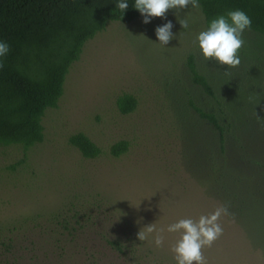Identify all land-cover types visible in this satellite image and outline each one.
<instances>
[{"label": "rangeland", "instance_id": "rangeland-1", "mask_svg": "<svg viewBox=\"0 0 264 264\" xmlns=\"http://www.w3.org/2000/svg\"><path fill=\"white\" fill-rule=\"evenodd\" d=\"M143 20H111L86 41L42 118V142L0 144V264H176L180 233L165 231L157 247L139 231L221 205L230 215L203 249L207 264H264V36L245 30L241 63L226 69L198 47L200 8ZM168 22L173 39L162 46L155 30ZM189 56L215 98L192 80ZM123 93L136 97L131 112L117 107ZM196 107L218 116L222 143ZM77 132L97 157L69 144ZM121 140L127 150L113 156Z\"/></svg>", "mask_w": 264, "mask_h": 264}, {"label": "trees", "instance_id": "trees-1", "mask_svg": "<svg viewBox=\"0 0 264 264\" xmlns=\"http://www.w3.org/2000/svg\"><path fill=\"white\" fill-rule=\"evenodd\" d=\"M119 0H0V41L10 46L0 68V144L27 149L44 139L42 118L55 108L64 92L66 75L82 53L86 41L111 20L128 23L140 15L135 0H127L122 13ZM204 24L231 10H243L252 21L250 31L264 36V0H199ZM192 80L215 98L207 77L192 56L188 57ZM121 113L134 110L136 97L123 93L116 99ZM220 143L225 127L214 111L195 108ZM69 144L85 158L97 157L101 149L85 133L69 136ZM121 140L110 147L113 156L126 151ZM22 162V160H20ZM120 250L117 243L114 244Z\"/></svg>", "mask_w": 264, "mask_h": 264}, {"label": "clouds", "instance_id": "clouds-1", "mask_svg": "<svg viewBox=\"0 0 264 264\" xmlns=\"http://www.w3.org/2000/svg\"><path fill=\"white\" fill-rule=\"evenodd\" d=\"M189 5L194 9L200 8L199 0H135L134 8L144 17L143 23L147 24L150 18H164L168 10L175 9L178 13ZM116 8L123 13L128 8L127 0H119ZM179 23L182 28L188 27L187 19H182ZM251 26V18L239 9L214 17L206 30L201 31L196 37L204 60H214L219 65L226 66V69L238 67L241 63L239 51L244 46L242 36ZM171 29V22L156 28L155 34L160 45L164 46L173 39ZM9 52L8 43L0 41V58L6 57ZM3 67L0 59V68ZM225 74H228L227 70ZM256 118L261 120L257 116ZM228 215L230 213L227 207L221 205L211 215H201L198 221L191 218L180 219L168 225L166 229H157L155 223L151 224L139 231L138 239L145 241L151 237V242L161 247L165 231L180 233V238L171 249L176 264H207L203 249L212 247L223 235V227L219 221L222 216Z\"/></svg>", "mask_w": 264, "mask_h": 264}]
</instances>
